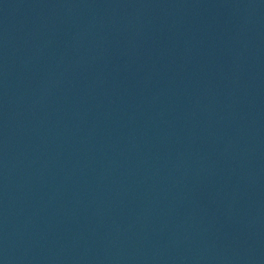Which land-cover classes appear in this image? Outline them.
Listing matches in <instances>:
<instances>
[{
  "label": "water",
  "instance_id": "water-1",
  "mask_svg": "<svg viewBox=\"0 0 264 264\" xmlns=\"http://www.w3.org/2000/svg\"><path fill=\"white\" fill-rule=\"evenodd\" d=\"M0 264H264V18L0 0Z\"/></svg>",
  "mask_w": 264,
  "mask_h": 264
}]
</instances>
